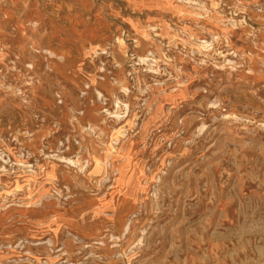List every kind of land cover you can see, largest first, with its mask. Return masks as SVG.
Segmentation results:
<instances>
[{
  "label": "rangeland",
  "instance_id": "374dc122",
  "mask_svg": "<svg viewBox=\"0 0 264 264\" xmlns=\"http://www.w3.org/2000/svg\"><path fill=\"white\" fill-rule=\"evenodd\" d=\"M0 264H264V0H0Z\"/></svg>",
  "mask_w": 264,
  "mask_h": 264
}]
</instances>
